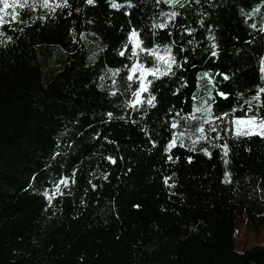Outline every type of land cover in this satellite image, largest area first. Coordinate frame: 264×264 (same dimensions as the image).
<instances>
[{
  "label": "trees",
  "instance_id": "trees-1",
  "mask_svg": "<svg viewBox=\"0 0 264 264\" xmlns=\"http://www.w3.org/2000/svg\"><path fill=\"white\" fill-rule=\"evenodd\" d=\"M41 2L0 28V264H264L233 246L264 211V136H232L264 119V0ZM133 30L159 52L133 57ZM134 63L160 69L135 106Z\"/></svg>",
  "mask_w": 264,
  "mask_h": 264
},
{
  "label": "snow or ice",
  "instance_id": "snow-or-ice-1",
  "mask_svg": "<svg viewBox=\"0 0 264 264\" xmlns=\"http://www.w3.org/2000/svg\"><path fill=\"white\" fill-rule=\"evenodd\" d=\"M87 2L89 4L93 3L94 0H87ZM157 3H160L161 0H156ZM163 3L168 4L169 6H176L179 5L180 7H184V3L182 2V0H162ZM36 3V0H11V3H9V0H0V4L3 5L2 8H0V28L3 27V25L5 24H10V23H15V22H23L20 21L19 17H20V13L19 11H17V9H33V5ZM41 7H48V0H42V2L40 3ZM61 6H66V0H65V5H57V7H61ZM113 7H117V5L113 4ZM12 8L11 12H7L6 10ZM55 9L53 8V11ZM162 16H167L169 19H174L178 13L177 12H171V13H161ZM6 17H10L11 19H6ZM155 27L158 28H165L166 24L164 22H161L157 25H155ZM3 31H0V35H3ZM138 32L136 30H133L130 32L129 34V42L132 43L133 47H132V56L135 57L137 55V49H139L142 52H147L150 55L151 54H155L159 52V48H155V49H149L147 47H141L142 41H140L138 38ZM8 39H11V37H9ZM165 53H170L171 49L170 48H165L164 49ZM121 55H124V52L120 53ZM213 55H215V52L213 53ZM157 59L160 61H163L164 64L166 65L165 70L161 73L163 75H167L169 72H171L172 70V64L176 63L175 61V57L173 56H168L167 59H165V56H157ZM137 69H140L141 71V76L143 77L145 71L148 73H152V74H156L157 72H160L159 68H148V69H144L143 65H138V64H133L131 66L130 71L132 73H135L137 71ZM262 71H264V68H262ZM205 76H207L208 74L205 73ZM158 78V77H157ZM225 79H227V77H225ZM128 80L129 81H133V75H129L128 76ZM150 83V82H149ZM147 91V85L143 82V79L140 82V87L139 90L133 91L132 92V96L135 98V102L139 103V97L141 95L142 92ZM260 93H264V87H260L258 89L257 95L254 96L252 99L253 100H259V95ZM220 95H224L223 93H220ZM154 101H155V97L154 96H150L147 100V103L149 105H153L154 106ZM250 103V102H249ZM135 106V104L133 105ZM204 111L208 112L209 114H211V105H209L207 108L203 109ZM194 111H201L200 108H195ZM249 111H251V107L249 108ZM112 114L109 113V116H111ZM259 113H257L256 115H252L249 116L247 113L244 114V117L242 118H237L236 120L233 121V124L236 126L235 129V134L237 136H252V135H261L264 136V119H262L260 121L259 124L256 123L258 117H259ZM203 123H210V121L205 120L202 122ZM199 125L197 126L193 131L200 133V136L198 137L199 140H203V139H208V133L211 132H216V136L214 137L215 139H219L220 138V133L218 131V129L216 127H210L209 129H205L203 126ZM241 125H245V128H241ZM173 128H177V124L173 123L172 124ZM185 135V133L183 132H178L176 134H174L172 141L169 144V148L173 147L176 145L177 139L182 138ZM198 142V140H193V145H195ZM181 146H183L182 140H181ZM224 149H225V155H227V144L223 145ZM207 154V153H206ZM169 159H171V157H169ZM225 163H227V161H225ZM226 178H227V173H226ZM171 179V177H167L165 178V183L167 184L168 181ZM69 183V181L67 179H61L59 181V183L56 184L55 186V192H53L51 195L48 194V192H45V195L48 196L49 201L51 202V200L60 193V185H65L67 186V184Z\"/></svg>",
  "mask_w": 264,
  "mask_h": 264
},
{
  "label": "rangeland",
  "instance_id": "rangeland-1",
  "mask_svg": "<svg viewBox=\"0 0 264 264\" xmlns=\"http://www.w3.org/2000/svg\"><path fill=\"white\" fill-rule=\"evenodd\" d=\"M10 1L11 0H9V3H10ZM2 7H3V5L0 4V8H2ZM131 45H132V43H131ZM132 47H133V45H132ZM162 56H165V59H167V55H162ZM135 64H137V63H135ZM130 69H131V67L128 69V76L133 75V77H135L136 80L139 81V87H140V82L142 79L144 82L148 76L154 75L152 73H148L145 71V73L142 77L140 69H137V71L135 73H132L130 71ZM141 101H142V98L140 96L139 97V103ZM139 103L135 102V98L132 101V105H134V104L137 105ZM234 120H236V119L232 120V136L234 139H236V138L242 137L244 135L237 136L235 134L236 126L233 124ZM261 120L262 119H257L256 123L259 124ZM240 127L243 129L246 126L241 125ZM55 186L52 188L51 191H47L49 195H51L53 192H55ZM45 192H46V190L41 191V193L44 194V199H45L46 203L48 204L50 201H49L48 196L45 195ZM263 243H264V211L259 213V214H254V215H249L248 213H242L240 215H236L235 219H234V229H233L234 250L236 252H242V251H244L250 247H253L256 245H262Z\"/></svg>",
  "mask_w": 264,
  "mask_h": 264
}]
</instances>
